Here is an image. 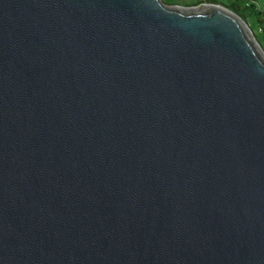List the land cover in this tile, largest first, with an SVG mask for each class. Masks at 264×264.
I'll list each match as a JSON object with an SVG mask.
<instances>
[{"label":"water","instance_id":"1","mask_svg":"<svg viewBox=\"0 0 264 264\" xmlns=\"http://www.w3.org/2000/svg\"><path fill=\"white\" fill-rule=\"evenodd\" d=\"M0 264H264V49L225 5L0 0Z\"/></svg>","mask_w":264,"mask_h":264},{"label":"rangeland","instance_id":"2","mask_svg":"<svg viewBox=\"0 0 264 264\" xmlns=\"http://www.w3.org/2000/svg\"><path fill=\"white\" fill-rule=\"evenodd\" d=\"M162 1L168 4L195 5V4H198L200 0H162ZM213 1H215L216 3L222 4V5H229V6H233L232 4H235L237 9H239V12L245 16V19H246L245 21L249 23L252 31L255 34L256 39L258 40V42L262 45L264 49V34L257 31L258 21L255 18V16L251 15L248 12V10L244 8L246 0H213Z\"/></svg>","mask_w":264,"mask_h":264},{"label":"trees","instance_id":"3","mask_svg":"<svg viewBox=\"0 0 264 264\" xmlns=\"http://www.w3.org/2000/svg\"><path fill=\"white\" fill-rule=\"evenodd\" d=\"M206 1L215 2L213 0H206ZM253 1L256 2V5H255V3L251 2L248 5L245 4L244 8L247 9L251 15L255 16L259 25L264 26V24H263V22H264V7L257 5V3H259L258 0H253ZM232 5L233 6H229V5H225V6L232 9L234 12H236L238 15H240L244 20H246L245 16L239 12V9H237L235 4H232Z\"/></svg>","mask_w":264,"mask_h":264},{"label":"built area","instance_id":"4","mask_svg":"<svg viewBox=\"0 0 264 264\" xmlns=\"http://www.w3.org/2000/svg\"><path fill=\"white\" fill-rule=\"evenodd\" d=\"M207 2L208 1H206V0H200L198 4H203V3H207ZM251 2L255 3V5H256V2H254L253 0H246L245 4L248 5ZM257 5L264 7V0H260L259 3H257ZM257 31L264 34V26L258 24Z\"/></svg>","mask_w":264,"mask_h":264}]
</instances>
